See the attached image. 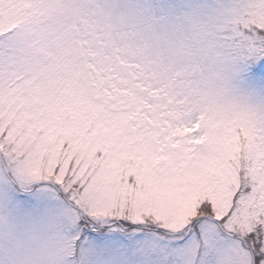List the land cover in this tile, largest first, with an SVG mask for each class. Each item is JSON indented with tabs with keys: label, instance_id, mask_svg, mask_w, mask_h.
<instances>
[{
	"label": "snow or ice",
	"instance_id": "6c2138e0",
	"mask_svg": "<svg viewBox=\"0 0 264 264\" xmlns=\"http://www.w3.org/2000/svg\"><path fill=\"white\" fill-rule=\"evenodd\" d=\"M0 264H264V0H0Z\"/></svg>",
	"mask_w": 264,
	"mask_h": 264
}]
</instances>
